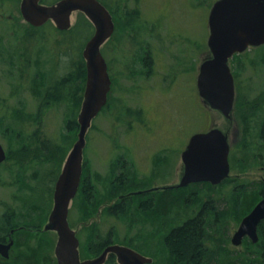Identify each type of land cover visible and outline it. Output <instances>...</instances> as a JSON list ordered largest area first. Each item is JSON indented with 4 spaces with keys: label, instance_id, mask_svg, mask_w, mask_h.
Here are the masks:
<instances>
[{
    "label": "rangeland",
    "instance_id": "obj_1",
    "mask_svg": "<svg viewBox=\"0 0 264 264\" xmlns=\"http://www.w3.org/2000/svg\"><path fill=\"white\" fill-rule=\"evenodd\" d=\"M58 1L43 0L42 4L52 6ZM217 1L103 0L117 25L115 37L102 49L110 68L113 90L86 137L87 180L84 185L85 191L89 189L86 196L95 192L96 198L105 201L97 214L89 218L82 214L85 199L80 200L79 196L73 201L69 221L81 241H87L85 228L94 222L100 223L108 208L121 203L127 211L130 204L129 223L114 218L108 226L114 228L120 241H126L117 244L152 257L153 264H178L177 260H182L183 264H199L193 256L177 259L181 246H171V240L177 235L175 230L200 215L204 217L206 231L197 239L203 240L201 245L214 255L222 254L234 264H243L246 244L253 242L245 237L242 244L236 246L232 239L247 215L228 216L227 210L236 208L234 200L240 199L246 184L264 183L261 139L264 45L249 48L231 60L239 99L232 119L210 108L199 95L197 80L201 64L212 58L208 19ZM4 2H0V142L10 155L0 166V215L13 213L17 225H39L46 218L43 229L54 207L55 185L68 154L78 141L87 73L84 79L73 77L70 83L71 93L78 94L79 105L69 93L60 103L49 105L46 95L68 71L75 74L80 68V57L86 69L83 52L95 34V27L84 13L76 11L68 31L61 32L52 23L29 29L20 12L22 0ZM131 17L133 19L127 22ZM83 28L89 32L80 39L75 33ZM83 40L78 55L76 46ZM144 55L150 59L147 67ZM74 119L78 126L69 130L68 122ZM40 124L47 133L59 138L62 148H67L64 158L58 153L55 158L48 155L39 159L40 153L30 147L31 137L27 132ZM217 128L226 132L231 146L228 181L218 186L201 183L167 190L171 197L183 198L181 205L175 204L168 216L159 214L156 219L153 211H144L143 208L158 204L157 194L163 191L142 194L143 191L180 183L185 171L182 155L191 136ZM118 183L128 187L116 190ZM114 189L117 195L111 198L109 195L115 193ZM134 189L141 200L123 201L135 197L132 192H125ZM212 208L217 209V215L209 213ZM136 209L138 212L134 213ZM37 230L28 228L31 235L24 236L26 242L36 247L42 238L43 257L47 262L58 264L57 233L40 229L41 234L35 235L39 234ZM13 237L17 244L15 233ZM18 246L13 248L10 259L0 255V264H17L18 257L28 253L24 245L18 243ZM100 254V251L90 253L88 259ZM85 257L82 254L83 260ZM213 260L205 264H213Z\"/></svg>",
    "mask_w": 264,
    "mask_h": 264
},
{
    "label": "water",
    "instance_id": "obj_2",
    "mask_svg": "<svg viewBox=\"0 0 264 264\" xmlns=\"http://www.w3.org/2000/svg\"><path fill=\"white\" fill-rule=\"evenodd\" d=\"M41 0H23L21 13L25 21L40 27L53 21L58 29L71 28V16L79 11L95 26V34L87 43L83 56L86 60L87 81L84 100L79 115L78 141L68 154L54 192V207L44 232H56L58 242L55 255L58 264H104L109 254L117 257L118 264H151L148 258L132 248L118 244L108 246L97 258L81 260L80 240L69 222V211L79 191L83 174L86 136L93 120L108 103L112 81L101 48L112 37L115 23L110 11L99 0H60L55 5L40 4ZM210 37L208 45L212 58L200 66L197 86L199 95L210 108L232 118L236 98L235 79L230 60L250 47L264 45V0H218L208 19ZM230 145L228 135L220 129L198 133L191 137L182 159L185 171L178 185L153 189V191L179 189L196 183L220 185L230 177ZM7 159L0 142V165ZM264 220V198L243 219L232 243L242 244L248 237L258 243V226ZM0 243V254L9 256L13 246Z\"/></svg>",
    "mask_w": 264,
    "mask_h": 264
},
{
    "label": "trees",
    "instance_id": "obj_3",
    "mask_svg": "<svg viewBox=\"0 0 264 264\" xmlns=\"http://www.w3.org/2000/svg\"><path fill=\"white\" fill-rule=\"evenodd\" d=\"M47 1H50V0H47ZM52 1H54V0H52ZM100 1L103 2V0H100ZM0 2L5 3L4 0H0ZM132 17H133V15H132ZM132 17L128 18L127 22L131 21V19H133ZM27 28L36 29V28L30 27V26H27ZM10 29H11V27H10ZM54 31H55V29H54ZM85 32H89V31H88V29L83 28V31H81V29H79V31H77L75 34L78 36V38L81 39V36H84ZM83 44H84V40H83L82 44L80 42H78V44L76 46V47H78L77 48L78 50L76 51L78 53V55L81 52L80 48L83 46ZM80 60H81V57H80ZM80 60H78L80 68L76 70L75 74L74 73L71 74L68 71V73L66 74L67 76L62 77L61 79L57 80L56 83L53 84L52 88L50 89V92L46 95L49 99L46 102L49 105H56V104L60 103L62 101V98L67 93H69L72 96V98L74 99L73 101L76 103V105H79V101H77V98H76L78 94H76V93L72 94L71 93L70 83L73 82V77H80L81 80L86 77V69L84 67V64ZM147 63H150L149 58L147 59ZM79 90H80V88H79ZM237 99H238V96H237ZM237 99H236V102H237ZM238 101H239V99H238ZM6 116L7 115L5 114V117ZM77 126L78 125H77L75 119L70 120L68 122V129L69 130L74 129ZM27 133H29V136L31 137L30 147L34 148L36 152L40 153V156L38 157L39 159H41V158L44 159L48 155L52 158H55L58 153L61 154V158H64L65 155L67 154L68 150L65 147L62 148L59 138H56L54 136V134L47 133L41 124L38 126L32 127L30 129V132H27ZM261 139H262V147L264 150V125H263V133H262ZM41 152L44 153V155ZM9 155H10V151H9ZM83 172L84 173H83V177H82V182H81V186L79 189V193L76 197L77 198L76 200L79 199V196H80V200L85 199L84 200L85 201V208L82 211V214H84L85 218H89V217L95 216L97 214L100 204L102 203V201H105V200H101L99 198H96L95 192H92V196H89V194L87 195L89 197L86 196L89 189L87 191H85V185L84 184L87 180V176H86L87 173H86V166L85 165H84ZM58 173L59 172L55 173L56 178L58 176ZM51 180H52V178L50 179V181ZM54 181H55V179H54ZM129 182L130 181H128L127 184ZM51 183H52V181L50 182V184L48 183V187H49L50 192L52 191V186H51L52 184ZM126 186L124 184L118 183V184H116L115 189L117 190V189H121L123 187L125 188ZM115 189H114L115 193H111L109 195V197H111V198L116 197L117 191ZM135 190L136 189L129 190V191L127 190L125 192L129 193V192H134ZM161 193L162 194H157L158 204L156 202L154 205H149V207L143 208L144 211H153L156 219H157V216L159 214H162V216L170 215V212L173 209V207L175 206V204L180 206L181 203L183 202L182 197L181 198L171 197L170 191H163ZM262 198H264V183L259 182V183L246 184L241 191V196L239 199L240 203H239V200H234V203H236V208L235 209H228L227 215L233 216L234 214H237V213H239V215L243 214V216L248 215ZM91 199H93V201ZM129 200H136V202H137V201L141 200V197L138 198L137 195H135V197L133 196L130 198H126L123 201H129ZM143 200L144 199L142 197V201ZM129 203H131V201ZM238 203L240 204V206H238ZM143 210H141V211H143ZM131 211H132V205L130 206V204H128V209L126 211V208L124 207V205H121V203H119V204L114 205L113 207H110L106 210V212L103 214L105 217L102 218L100 223L94 222L90 227H86L83 232L84 233L87 232L86 233L87 234V238H86L87 241H81V248H82L81 255L83 254L84 256H86L85 258L88 259V256L90 253L98 254V252L100 251L102 254L104 249L107 248L109 245L117 244L118 242L125 243L126 241H120L119 238H117L118 233L116 231H114V228H110L108 225H111V221L114 218H117L118 220L124 221L125 223H129V220H130L129 215H130ZM71 212H73L72 209H71ZM137 212H138V209H136V211H134V213H137ZM210 212H212V214H214V215H217V209L216 208H212L209 211V213ZM209 213L207 212V214H205V215H207V217H208L210 215ZM13 217H14V214L8 213V212L0 215V241H4L9 236L11 230H15L14 231L15 236L18 238V242L15 245V247L18 248L19 247L18 243H20L21 245H24L28 249V253H25L23 256L18 257L17 264H52V262L51 263H50V261L47 262L46 259L43 257V254H42L43 253V251H42L43 246L42 245L44 244V241L42 240V238L39 240V242H38L39 244L36 247H33V246H30L29 243L26 242L27 238L24 237V236L31 235V232L28 231V228H37L38 230L36 232H39V234L36 233L35 235H40L41 234L40 229L43 230L42 225H43V222L46 221V218H44L42 220V222L39 223V225H37V224L17 225L15 223V220L13 219ZM82 221H87V220H82ZM77 222H78V219H77ZM73 224H74V221H73ZM204 224H205L204 217L202 215H200L199 217L197 216V218H195V220L185 224L182 228L174 231L175 233H177V235L178 234L179 235L175 236V238L173 240H171V241H173L171 243V246H174V245L181 246L180 252H178V254H177V259L179 257L180 259L184 260L185 257L193 256L194 260L199 264H205V263H207V260L212 261L213 259H214L213 264H234V263H232V260H230V259L226 260L225 256L222 254L214 255L213 253H211L208 250V248H205L203 245H201V243L203 241L202 239L197 240L200 236L202 238L206 233V231L203 229ZM18 227H20V228L17 229ZM18 233H20V234H18ZM116 234H117V236H116ZM258 236H259L258 243L254 244L251 242H247L246 245L248 248H247V252H245V260H244L243 264H264V220L259 224ZM23 237H24V240H20V238L23 239ZM28 241H30V240H28ZM217 246L220 248L222 247V245L220 243H218ZM211 256H215V258H212ZM253 256L256 258L255 261L252 258ZM216 257H217V259H216ZM228 257H230V256H228ZM177 261H178L177 262L178 264H183L182 260H181V262H179V260H177ZM105 264H117V262H115V256L113 254H111Z\"/></svg>",
    "mask_w": 264,
    "mask_h": 264
},
{
    "label": "flooded vegetation",
    "instance_id": "obj_4",
    "mask_svg": "<svg viewBox=\"0 0 264 264\" xmlns=\"http://www.w3.org/2000/svg\"><path fill=\"white\" fill-rule=\"evenodd\" d=\"M116 35V34H115ZM115 37V36H114ZM151 54H152V57L154 56V54L151 52ZM144 57H145V59H143V62H144V66L145 67H147L148 66V63H147V58L148 57H146L145 55H144ZM147 73V72H146ZM150 190H152V189H150ZM150 190H146V191H143L142 192V194H147V191H150ZM133 193V192H132ZM131 193V194H132ZM123 197V196H122ZM15 230H11V232H10V234H9V236L4 240V241H0V243H2V244H9L10 242H12L13 241V246H12V248L10 249V251H9V256L7 257V258H11V252H12V250H13V248L15 247V245H16V240H15V238L13 237V234L15 233L14 232ZM177 236V235H176ZM138 251V250H137ZM144 255V254H143ZM2 256V255H1ZM146 256V255H145ZM3 257V256H2ZM148 257V256H147ZM4 258H6V257H4ZM150 258H152V257H150ZM153 259V258H152ZM151 264H153V262L151 263Z\"/></svg>",
    "mask_w": 264,
    "mask_h": 264
},
{
    "label": "bare ground",
    "instance_id": "obj_5",
    "mask_svg": "<svg viewBox=\"0 0 264 264\" xmlns=\"http://www.w3.org/2000/svg\"><path fill=\"white\" fill-rule=\"evenodd\" d=\"M85 158V157H84ZM4 165V164H3ZM2 168V167H1ZM11 212V211H10ZM15 217V216H14ZM14 229V228H13ZM18 234H20V233H18ZM26 235V234H25ZM19 236V235H18Z\"/></svg>",
    "mask_w": 264,
    "mask_h": 264
}]
</instances>
